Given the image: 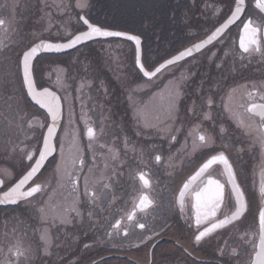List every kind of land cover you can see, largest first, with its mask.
Returning a JSON list of instances; mask_svg holds the SVG:
<instances>
[{"label":"flooded vegetation","instance_id":"1","mask_svg":"<svg viewBox=\"0 0 264 264\" xmlns=\"http://www.w3.org/2000/svg\"><path fill=\"white\" fill-rule=\"evenodd\" d=\"M30 1L22 0L21 5L26 13L33 12L34 7L36 10L40 8L36 6L38 0H33L31 9ZM71 1V7L77 15L76 0ZM226 1L229 4L223 5ZM254 1L246 0L247 6L244 16L220 40L203 52L171 67V69L178 67L183 69L188 65L190 66L189 61H204L208 57L210 61L208 66L213 68L215 74L208 81L200 76H197L200 80L196 76L193 77L192 82L199 83V86L193 92L187 93V97L184 96V99H181L182 105L191 97L201 100H204L205 97L213 100L221 99L224 96L226 98L231 89L226 91V88L223 87L228 83L238 82L240 85L247 82L264 84V77L259 78L251 75L256 70V66L264 65V61L255 60L253 62L249 57L252 54H259L264 57V44L261 33L257 36L260 40V52L242 53L237 43L240 28L248 17H246V14L248 10L254 9L252 5ZM109 2L117 4L115 7L118 15L115 16L114 9L105 6ZM224 2L222 0H133L135 29L131 33L141 38L142 51L145 53L144 57L148 52L154 54V57H151L153 62L146 60V64L153 66L157 61L170 57L212 32L230 14V9L233 8L234 0H224ZM12 3L13 0H0V12L2 13L0 20L4 21V24L0 25V179L3 181V185L8 183H4V180L10 173L15 174V171L8 167L15 160V155L19 156L23 165L17 176L29 168L31 161L26 159L25 151L32 144L35 132L41 133L46 122L45 116L36 111L28 101L20 76V53L37 40L28 38L26 33L20 35L17 31L13 32V29L10 30L7 26L8 22L5 16L13 13ZM86 4V13L81 12L80 14H85L87 18H94L95 15H99L98 17L102 18L105 25H109L115 19L118 22L125 21L126 0H87ZM222 6L225 9L224 12ZM217 9L219 13L214 14ZM255 11L260 14L257 10ZM10 16L12 17V15ZM252 24L260 29L263 22L260 20L257 25L253 22ZM74 25L75 29L77 23ZM125 47L133 49L130 44L127 46L122 44V48ZM15 51L18 52L17 55L11 54ZM158 51L164 52L161 58L156 57L155 52ZM60 70H63V67L61 69V66L56 64L54 71L52 67V72L55 75L53 74L50 78L43 76V79L46 87L53 89L62 99L64 114L61 133H64L75 120L69 109L77 92L72 77L67 73H65V76L63 74L58 75ZM221 74L224 75L221 76ZM34 78L38 88H41L38 75L34 74ZM203 82L214 83L215 85L210 91H205ZM252 91L251 98L249 93L244 95L245 109L252 103H264L260 100V95L264 93L258 92L259 85L256 90ZM202 93L204 94L202 95ZM220 104H217V107L214 103H211V105L208 103L206 107L210 109L211 106H215L216 109L220 107ZM193 105V103L190 104V101L186 104V106L191 107ZM94 114L91 111L89 115L92 118ZM247 115L246 117L251 116L249 113ZM246 119L251 120L250 118ZM30 121H32L31 127L29 126ZM208 121L211 122V120ZM228 122L231 132L224 141L216 140V144L203 148L198 145L195 151L193 150L192 141L185 140L186 144L179 148L186 135L185 137L180 135L181 139L176 145L168 139L159 138V129L146 128V134L129 132V136L134 134L133 141L135 139L137 141L135 145L128 148L130 152L124 159L126 162H139L137 161L141 157L139 150H134L137 153L136 157L131 150L133 147L138 148L136 147L138 144L142 145L144 149L152 145L157 149H162L160 150L161 154L156 153L151 156L155 152L154 149H151L153 151L150 154L142 156V159L147 158L151 163L152 158L156 161L155 157L157 155L162 158L159 162L156 161L157 164L162 160L172 162L174 159L172 156L176 153L197 152V154H194L195 158L199 155L192 166H183L185 171L180 181L177 182V178L169 179L167 177L163 189L159 192L160 194H153L154 180H156L153 179V175L158 173V170L155 169L157 164L149 162L136 170V175L143 172L149 180L150 186L147 188H144L140 180L135 178L134 181L130 182V186H132L131 189L127 190L128 194H125L126 190L122 188L120 189L121 194L118 197L114 194L116 197L112 200L113 190L111 189L108 191L106 200L97 199L98 205L94 204L95 200L90 198L95 196L93 193H89V198L84 197L85 195L81 193V198L78 199L79 212L66 221L60 218L61 211L56 206L65 201V194L58 191V194L53 196L56 188L50 187L48 172L52 168H49L48 172L45 174L43 172L34 182L41 184L42 192L37 193L31 200L27 201L28 203L24 205L25 208L22 210L15 209L20 205L8 208L6 219H0V226L5 225L9 243L12 244L15 239L17 240L14 232L18 231L21 234L25 231L29 235V247L33 246V250L37 249L34 256L32 249L20 252L16 249L11 252V245L4 256L6 264H244L246 261H248L247 264H250L259 232L257 213L261 207V171L264 165L258 171L245 168L244 174L236 169L235 149L237 144L243 145V143L238 140L233 131L238 130L244 133L246 143L255 140V146H252L260 153L262 151L255 134L248 132L251 128L247 131V128L239 126L235 117L228 119ZM254 122L255 126L258 127L259 117H254ZM40 123H43L44 127H40ZM221 123L222 121L219 124ZM192 126L189 124L186 129L188 130V127ZM32 133H34L33 137ZM219 152H223L232 165L237 184L240 185L241 190L244 192L245 201L248 203V211L238 220L233 221L226 227L216 229L206 235L199 243H196L195 235L198 234V230L196 224L197 211L194 207V190L206 183L209 177L225 185V203L222 205L221 210L217 212L215 218L210 217L207 220L201 218L199 228L201 231L210 226L212 219H223V213H228L231 205L234 204V198L230 199L231 186L227 182L228 179L222 166L218 164L211 166L186 194L181 206L177 204L176 198L187 178L208 158ZM76 180V188L73 190L77 195V192L79 190L82 192L83 188L82 182L79 179ZM79 185L81 186L79 187ZM164 186L167 187L164 189ZM169 189H171L170 192ZM141 195H147L152 202L149 207L143 210L136 207L139 204ZM56 197L58 198L52 203L55 205L52 215L45 216L46 207L50 206V201H53ZM41 208L44 209V213H41ZM84 208H86V211ZM16 212H19L24 220L26 219V226L20 221L14 222V217L19 218ZM132 213L134 215L130 220L129 215ZM48 217L49 219H47ZM117 222H119V226L113 227ZM15 224L16 231L14 230ZM140 224H143L144 227L140 228ZM137 234H142L143 241L127 249L125 239H132ZM165 243L170 245L172 251L160 254L159 248L164 247L163 244ZM146 250L148 261H138L140 254L145 253ZM166 260L167 262L164 263Z\"/></svg>","mask_w":264,"mask_h":264},{"label":"rangeland","instance_id":"2","mask_svg":"<svg viewBox=\"0 0 264 264\" xmlns=\"http://www.w3.org/2000/svg\"><path fill=\"white\" fill-rule=\"evenodd\" d=\"M74 1L75 0H73V2ZM20 2L21 0H13V13L10 14L12 17L10 15L5 16L7 17V26L10 30L13 29V32L17 31L20 35L23 33L28 34V38L30 37L31 39H35L36 37L34 36H40L42 34H44V37L46 38H65V36L69 34L68 29H74V24H79L80 13H86L87 10V7L79 8L76 6V15L71 7V0H38V2H36V6H39L40 8L36 10L34 7L33 12L26 13V10ZM79 2L84 4L87 3V0H79ZM222 2H224V0H222ZM30 3L32 9L33 0H31ZM224 4L229 3L226 1L223 5ZM57 5L61 6L57 7ZM224 11L225 9L223 7V12ZM0 15H2L1 12ZM247 15L252 18V22L255 25H257L261 19L262 22L264 21V17L258 14L254 9L248 10ZM29 17H31V19H29ZM94 52H99L100 54H96ZM84 53L87 54L84 61V65L87 68L85 69V72H87L89 76L87 77L88 80H86L84 73H77L76 71L78 79L77 82L79 83L74 99V109L78 110V113L75 110L74 113L77 115L79 121L76 120L77 123H73L62 134L57 156L52 161V169L48 172V177L53 176L49 178L54 181V188H56L53 196L58 194V191L65 194V201L56 205L61 211L60 218L63 221L69 220L71 216H76L79 212L80 206L78 199L81 198L82 194L85 195V181H87L88 193L91 192L95 195L94 197H90L92 200H95L93 202L94 204H99L97 199L106 200L108 191L111 189L113 190V200V198L116 196L118 197L121 194L120 189L122 188H125V194H128L127 190L131 189L132 186H130V182L137 178L136 170H139L141 166H145L147 162H149V159H142V156L150 154V152L153 151L151 149H154L155 151L151 156L156 153L161 154V148L157 149L152 145L151 147L144 149L142 145L138 144L139 146H136L138 148L133 147L131 150L133 151V155L135 157L137 156V153H135L134 150H139L141 156L137 159L139 162L132 163L124 161L125 157L130 152L128 148L135 145L137 141L136 139L133 141L134 134L129 136L127 122L124 119L125 108L133 110L132 112H134V115L137 118L136 121H138V124L142 125L145 130H147L146 128L155 130L159 129L160 133L158 134L161 139H168V141L177 145L181 139L180 135L181 137L182 135L184 137L186 135L182 144L179 145V148H182V146L186 144L185 140L193 142V140L200 135V133L211 139V143L208 145L210 146L216 144V140H221L222 142L227 136H229L231 127L229 126L228 119L230 118L236 116L242 117L245 125L244 127L247 128L248 131L250 129L248 125L253 124L254 117H251V120L246 119L250 118V116L246 117L248 115L245 111L246 102H244V95L246 93H252V90H256L258 85V92L264 93V84L262 83L247 82L240 85L238 82H233L228 83L223 87L226 88V91L231 89L228 97L225 98L224 96L223 98L216 100L211 99L212 103H214L217 107L221 103L219 108L215 109V106H211L210 109H207L206 106L209 101L208 97H205L204 100L191 97L190 100H186L182 105L181 99H184V96L187 97V93L193 92L194 89L199 86V83L192 82L193 77L200 76L206 78L208 81L211 80L212 75H215L213 68L208 66L210 62L208 57L205 58L204 61H189L188 63L190 66L188 65L183 69H181V67L176 69H167L161 76L150 82L145 81L142 78L140 82H134L133 70L131 68L133 65L131 64L130 49L126 47L122 48L121 43L118 44L108 41L103 44H96L94 46H90V48L86 50H80L72 56L69 55L68 57L77 61L78 57ZM155 53L157 58H161L164 52L158 51ZM11 54L17 55L18 52L15 51ZM151 57H154L153 53H146L147 61L153 62ZM249 57L253 62L255 60L264 61V57L259 54H252V56L250 55ZM60 59L61 60H53L48 58V61L51 65L57 64L58 66H61V69L63 67V70H60L58 75L63 74L65 76V73H67V75L74 76L75 73L71 72L67 67V63L70 61H65L66 58ZM45 62L46 60H43V62L41 61V63ZM72 66L73 65H71V67ZM107 67L108 70L112 68L114 77L106 74ZM256 67V70H254L251 75L259 78L264 77V65H258ZM52 75L53 74L51 72L46 73L47 78ZM223 75L224 74H221V76ZM198 79L200 80V78ZM203 83L205 91H210V89L215 85L214 83L209 82ZM204 93H202V95ZM90 95L95 96L98 99L101 98L98 103L101 105L100 112L102 113V116L97 117L94 114L92 116L93 121L89 116L88 110V101L92 98ZM172 96H175L174 109L171 113H169L167 106L169 98ZM103 98H106L107 100L102 102L101 100H103ZM189 101L190 104H194L192 107L186 106ZM75 114L72 115V117L75 116ZM205 114H208L210 118L205 119ZM117 117H119V121H115ZM208 120H211V122ZM213 120L215 121L213 122ZM220 121H222L221 124H219ZM86 123H91L97 128L95 139L91 143L89 142L88 145L90 151L86 149L87 141L84 137V127H82ZM189 124L193 126L188 127L189 129L187 130L186 128ZM221 129H223V131H221ZM233 132L237 135L238 140H241L243 143V145L237 144L235 149L236 156H234V159L236 169L242 174H244L245 168L258 171V169L264 165V153L254 150L253 146H255V140L250 143H246L244 133L238 130ZM248 132L254 133L257 138V131L251 128ZM135 133H138V130H136ZM189 133H191V135H189ZM39 134L40 133L35 132L34 136V133H32V137L34 136L32 144H36H31L30 147L26 149V154L29 152H37L43 131L37 140ZM171 135H175L176 139L174 141L170 139ZM196 143L197 145L200 144L198 139L196 140ZM61 146L63 147V155L61 154ZM109 149H111V151ZM122 153L124 154L122 155ZM194 154H197V152L188 151L182 154L176 153L172 156L174 158L172 162L162 160L159 164H157L152 158V163L157 164L155 169L158 170V173L153 175V179H156L154 180L153 194H160L159 192L163 189V185H165L167 177L169 179L177 178V182L180 181L183 178L185 171L183 166H192V163H194V160L199 155L198 154L195 158ZM74 158H77V162L73 166L72 160ZM78 158H82L84 160L83 166L80 165ZM14 159L15 160H13L11 166L8 165V167L12 168L15 171V174L10 173L4 180V183L11 182L23 166L19 156L15 155ZM57 165L60 166L59 172L56 170ZM65 168L72 173L73 178L79 179V181L82 182L83 191L81 192L79 190L77 195L73 190L72 183L65 178ZM8 185L9 184L5 186ZM80 186L81 185H79V187ZM166 187L167 186H164V189ZM170 191L171 189H169V192ZM84 197L89 198V194ZM57 198L58 197L54 198L53 201H50V206L48 205L46 207L45 216L52 215V212L55 209V205L52 203L56 201ZM16 214L19 218L14 217V222L20 221L26 226V219L24 220L23 216H20L19 212H16ZM6 215L7 214L4 212L0 213L1 218L6 219ZM47 219H49V217ZM5 229V225L0 226V264H6L4 256L6 252L9 251L11 245V252L16 249H18L19 252L32 249L33 255L35 256L37 249L33 250V246L29 247V235L26 234L25 231L20 234L16 231L17 227L15 224L14 230L16 232H14V235L17 240L15 239L11 244L9 243L7 231ZM142 241V234H137L132 239H125V247L129 249L131 246L139 244ZM163 245L164 247L159 248L160 254H166L167 251H172V248L168 243ZM147 256L146 250L145 253L140 254V259H138V261L147 262ZM166 262L167 260L164 261V263ZM247 263L248 261L244 262V264Z\"/></svg>","mask_w":264,"mask_h":264},{"label":"snow or ice","instance_id":"3","mask_svg":"<svg viewBox=\"0 0 264 264\" xmlns=\"http://www.w3.org/2000/svg\"><path fill=\"white\" fill-rule=\"evenodd\" d=\"M234 10H231V15L221 24L219 27L215 29L210 35H208L207 39L201 41L193 45L190 48H186L184 51H180L178 55H175L173 58L166 60L163 64H160L157 67H154V70H148L145 63L141 62L140 58V39L136 36L127 35L126 33L119 31H107L103 30L101 27L90 23L88 19H85L83 16L80 19L83 21V24L87 26V31H82L78 35H75L72 39H70L65 44H51L44 43L41 41L38 44H34L28 50L23 51L22 56L20 58V66H22L23 73V85L27 88V94L31 97V99L35 102V104L39 105L40 108L45 109L48 116L51 117V125L47 126V134L43 137V148L38 149V158L35 160L33 164L29 165V169L26 174L22 176L18 180L17 183L13 187H11L8 191L4 192L2 196H0V204L9 203L16 204L20 200H27L29 197H33L36 193L42 192L41 184L34 183L31 187H29L26 191L22 190L24 185L36 176V174L40 171V169L44 166V162L47 160L50 153L55 151V148L50 143L53 138L58 119L60 116V105H59V97L55 95V93L50 92L47 88H45L42 92H38L36 90L34 81H33V71L34 65L33 61L36 59L41 50L45 52L49 51H62L67 48L75 47L76 44L90 40L96 36L101 37H125L128 40L135 41L136 44V65L139 68L140 73L143 74V77L147 78V81H152L154 77H157L158 73H162L163 70L168 69L171 65H176L179 61L184 60L186 57L192 56L193 51L199 52L203 47L207 46L212 41L216 40L219 36L223 35L225 30L228 28L230 24L235 23L236 20L240 18L241 13L245 10V0H234ZM61 5H57L60 7ZM77 7L85 8L87 4H81L79 0H77ZM66 7V6H65ZM256 7L264 12V0H256ZM219 10L217 9L214 14H218ZM4 21L0 20V25H3ZM261 29L254 27L252 21L249 19L247 22L243 23V34L240 38V49L243 53L252 52H260V40L257 38L258 32ZM178 94V88H177ZM253 94L249 93V97L251 98ZM174 99L175 96L169 98L168 103V111L174 109ZM260 100L264 101V94L260 95ZM209 105H211L212 101L209 99ZM246 113L251 114V117H259V125L255 126V122L252 125H248L249 128L258 132L257 139L260 142L261 151L264 152V103H252L250 106L246 107ZM208 114H205V119H209ZM237 123L239 126L244 127V121L242 117L236 116ZM29 126H32V121L29 122ZM40 127H44L43 123L39 124ZM223 131V129H221ZM191 135V133H189ZM87 137L90 143L95 139V131L93 128H87ZM171 140H175V135L170 136ZM200 142L199 147H207L211 143V139L206 137L205 135H198L193 140V150H197L198 145L196 140ZM255 143V142H254ZM111 151V149H109ZM61 154L63 155V147L61 146ZM36 155L35 152H29L26 154V159L29 161L33 160V156ZM81 166L84 165V160L82 158H78ZM156 161H160V156L157 155L155 157ZM77 158L72 160L73 166L76 164ZM223 165V169L228 176V183L231 185L230 199L234 198V204L231 205L228 213H223V219H212L210 222V226L204 228L202 231L199 230L201 218L203 217L205 220L211 218H215L218 211L221 210L222 205L225 203V194L224 189L225 185L221 184L218 180L211 179L210 177L207 179L206 183H203L202 186H199L194 190V199L195 205L194 207L197 210L196 215V224L198 234L195 235L196 243H199L206 235L212 233L218 228L226 227L228 224L232 223L235 220H238L246 211H248V203L245 201L244 192L241 190L240 185L236 183V175L232 170V165L229 163L227 156L223 152H219L216 155L208 158L202 166L196 171L195 175L191 176L188 182L184 183L183 188L180 190L179 196L183 198L186 194V191L190 189L193 182L197 181L199 178H202L207 170L213 165ZM57 172L60 171V166L57 165ZM64 175L67 180L72 183L73 189L76 188L77 180L73 178L72 173L65 168ZM262 181L260 187V197H261V207L259 210V236L260 243L258 246V250L255 253V258L253 264H264V168L261 171ZM139 180L143 187L147 188L150 186L149 180L146 178L145 174L141 172L139 174ZM3 181H0L2 184ZM87 189V181H85V195H88ZM94 195V193H93ZM151 201L148 199L147 195H141L139 204L136 207L143 210L146 207L151 205ZM41 213H44V209H40ZM134 213L129 215V219L131 220ZM63 222V221H62ZM119 222L113 227H118ZM140 228H143L144 225L140 224ZM44 237L42 236V239Z\"/></svg>","mask_w":264,"mask_h":264},{"label":"water","instance_id":"4","mask_svg":"<svg viewBox=\"0 0 264 264\" xmlns=\"http://www.w3.org/2000/svg\"><path fill=\"white\" fill-rule=\"evenodd\" d=\"M254 6L256 7V2L254 3ZM234 7H235V5H234ZM257 8V7H256ZM258 9V8H257ZM233 10H234V8H233ZM263 14H264V12H262ZM231 15V14H230ZM242 16V13H241V15H240V17ZM240 19V18H239ZM238 19V20H239ZM238 20H236L235 21V23L238 21ZM82 21V20H81ZM247 22V21H246ZM82 23H83V21H82ZM224 23V22H223ZM222 23V24H223ZM235 23H233V24H230L229 26H228V28L225 30V32L232 26V25H234ZM84 25V24H83ZM85 26V28H86V30L85 31H87V26L86 25H84ZM220 26V25H219ZM218 26V27H219ZM103 30H107V29H103ZM107 31H113V30H107ZM215 31V30H214ZM213 32V31H212ZM211 32V33H212ZM224 32V33H225ZM210 33V34H211ZM223 33V34H224ZM127 34V33H126ZM209 34V35H210ZM243 34V27H242V29H241V33H240V37H239V40H238V44H239V48H240V38H241V35ZM76 35H78V34H76ZM127 35H130V34H127ZM133 36V35H132ZM222 36V35H221ZM221 36H219L217 39H219ZM74 37V36H73ZM72 37V38H73ZM207 37H208V35L203 39V40H201V41H204V40H206L207 39ZM71 38V39H72ZM263 38H264V26H263ZM107 39H121V40H126V41H129V42H131L133 45H134V47H135V65H136V44H135V41H132V40H128V39H126L125 37H123V36H121V37H101V36H96V37H94V38H92V39H90V40H86V41H83V42H80V43H78V44H76V46L75 47H71V48H67V49H64V50H62V51H59V52H56V51H49V52H45V51H43V50H41V52L38 54V56L36 57V58H38L39 56H41V55H44V54H57V55H59V54H65V53H68V52H71V51H73V50H75L76 48H78V47H80V46H83V45H85V44H88V43H90V42H93V41H97V40H107ZM216 39V40H217ZM70 40V39H69ZM69 40H67V41H65V42H51V41H46V40H42L44 43H51V44H65V43H67ZM216 40H214V41H212L211 43H209L207 46H205V47H203L199 52H201L203 49H205V48H207L209 45H211V44H213ZM201 41H199V42H197V43H200ZM41 41H39V42H37V43H35V44H38V43H40ZM140 42H141V40H140ZM197 43H195V44H197ZM195 44H193V45H195ZM193 45H191V46H189L188 48H190V47H192ZM33 46V45H32ZM28 50V49H27ZM185 50V49H184ZM184 50H182V51H184ZM199 52H196L195 50L193 51V54H192V56L193 55H195V54H197V53H199ZM176 55H178V53L176 54ZM175 56V55H174ZM173 56V57H174ZM173 57H171V58H173ZM189 57H191V56H189ZM189 57H186L185 59H187V58H189ZM140 58H141V62H142V50H141V43H140ZM171 58H169V59H171ZM184 59V60H185ZM168 60V59H167ZM35 61V60H34ZM34 61H33V63H34ZM166 61V60H165ZM164 61V62H165ZM181 61H183V60H181ZM181 61H179V62H181ZM164 62H162L161 64H163ZM159 66V65H158ZM172 66V65H171ZM136 67H137V65H136ZM170 67V66H169ZM137 69L139 70V68L137 67ZM20 71H21V77H22V82H23V73H22V66H20ZM164 71V70H163ZM140 72V71H139ZM142 74V73H141ZM159 74V73H158ZM157 74V75H158ZM142 76H143V74H142ZM33 78V77H32ZM145 78V77H144ZM145 79H147V78H145ZM33 81H34V79H33ZM34 84H35V82H34ZM24 86V85H23ZM35 87H36V85H35ZM24 89H25V92H26V94H27V88L24 86ZM45 88H43V89H37V87H36V90L38 91V92H42L43 90H44ZM50 92H53L51 89H49V88H47ZM53 93H55V92H53ZM55 95L56 96H58L56 93H55ZM27 96H28V94H27ZM59 97V96H58ZM28 98H29V100L31 101V103H33L36 107H38L39 109H41V110H43L45 113H46V115H47V117H48V125H51V123H52V121H51V117L50 116H48V114H47V112H46V110L45 109H42V108H40V106L39 105H37V104H35V102L31 99V97L30 96H28ZM59 105H60V116H59V119H58V124H57V128H56V131H55V134H54V136H53V138L51 139V141H50V143L52 144V146L55 148V143H54V141H55V138H56V135H57V132H58V129H59V126H60V124H61V119H62V104H61V100L59 99ZM47 125V126H48ZM87 133V132H86ZM47 134V128H46V130H45V132H44V136ZM43 136V137H44ZM86 136H87V134H86ZM88 138V137H87ZM43 148V139H42V143H41V147H40V149H42ZM54 153H55V151L54 152H52V153H50L49 154V156H48V158H47V160L44 162V165L46 164V162L54 155ZM37 158H38V156H37ZM36 158V159H37ZM222 166V168H223V165H221ZM44 167V166H43ZM42 167V168H43ZM42 168L40 169V171L42 170ZM30 170V169H29ZM39 171V172H40ZM223 171H224V169H223ZM38 172V173H39ZM38 173L36 174V176L38 175ZM224 174H225V176H226V178L228 179V176H227V174H226V172L224 171ZM195 175V174H194ZM35 176V177H36ZM193 176V175H192ZM35 177H33V179L35 178ZM22 178V177H21ZM32 179V180H33ZM190 179V178H189ZM188 179V180H189ZM200 179V178H199ZM198 179V180H199ZM31 180V181H32ZM197 180V181H198ZM0 181H2L1 179H0ZM31 181H29L27 184H25L24 185V188L22 189V190H24L25 188H26V186L31 182ZM197 181H195V182H193V184H192V186L190 187V189L189 190H191V188L193 187V185L197 182ZM18 182V181H17ZM16 182V183H17ZM188 182V181H187ZM237 183V182H236ZM1 185V184H0ZM15 185V184H14ZM13 185V186H14ZM12 186V187H13ZM231 186V185H230ZM182 188H183V186H182ZM181 188V189H182ZM189 190L188 191H186V194L189 192ZM8 191V190H7ZM24 191H26V190H24ZM185 194V195H186ZM3 195V193L2 194H0V196H2ZM30 198V197H29ZM183 199H184V197L183 198H180V196L178 195V198H177V202H178V204L179 205H182V203H183ZM20 201H23V199L22 200H20ZM19 202V201H18ZM17 202V203H18ZM16 203V204H17ZM10 205H15V204H9V203H4V204H0V206L1 207H6V206H10ZM197 211V210H196ZM258 224H259V214H258ZM259 243H260V236H258V240H257V244H256V250H255V253H256V251L258 250V246H259ZM255 253L253 254V257H252V261H251V264H253V261H254V258H255Z\"/></svg>","mask_w":264,"mask_h":264},{"label":"trees","instance_id":"5","mask_svg":"<svg viewBox=\"0 0 264 264\" xmlns=\"http://www.w3.org/2000/svg\"><path fill=\"white\" fill-rule=\"evenodd\" d=\"M20 4H22V0H21V2H20ZM117 4H114L113 2H109V3H107V4H105V6L107 7V8H110V9H114V14H115V16L116 15H118V11H117V9H116V6ZM134 4H133V0H126V6H125V21L124 22H118L116 19L113 21V22H111L110 24H112V25H105L103 22H102V18L101 17H98L99 15H95L94 16V18H91V17H89V19H90V21L91 22H93V23H96V24H98V25H100V26H102V27H105V28H110V29H119V30H122V31H128V32H133V29H135V25H134V22H135V19H134ZM96 19V20H95ZM41 20H43V19H41ZM95 20V21H94ZM41 22V21H40ZM80 26V25H79ZM52 40H54V41H57L58 39L56 38V39H52ZM90 46H93V45H87V46H85V47H83L81 50H86V49H88V48H90ZM94 53H98V54H100L99 52H94ZM89 55V54H88ZM87 57V54L86 53H84V54H82L80 57H78V59H77V61L75 60V62L73 63L74 64V67H75V71H74V73L76 74V71H77V73H84V76H85V79L86 80H88V74H87V72H85V69H87L86 68V66L84 65V61H85V58ZM44 59H42L41 61L43 62V60H46V62L45 63H41V61H40V64H39V66L37 67L38 69H37V74H40L39 73V71L41 72V73H43V71L44 70H46L47 68H48V66H50L49 64V61H48V58L49 59H53V60H57V59H60V58H66V60L65 61H69L71 58L70 57H68V56H45V57H43ZM69 58V59H68ZM69 65V64H68ZM74 67H73V69H74ZM149 67V66H148ZM45 68V69H44ZM133 68V67H132ZM149 68H153V67H149ZM44 69V70H43ZM43 70V71H42ZM111 70V69H110ZM134 71V70H133ZM135 72V71H134ZM134 72H133V75H135L134 74ZM106 74H110L109 72H108V69L106 68ZM84 76H83V78H84ZM75 77H77V76H75ZM79 83V82H78ZM96 90V89H95ZM84 96H87V95H84ZM91 97H92V99H90L89 101H88V103H91L92 104V106H93V108L92 109H90V111H96V109H97V107H96V105H95V101H97V102H100V100L99 99H101V98H96L95 96H92V95H90ZM107 99L106 98H103V100H101L102 102H104V101H106ZM98 113H101V112H99V111H97Z\"/></svg>","mask_w":264,"mask_h":264}]
</instances>
